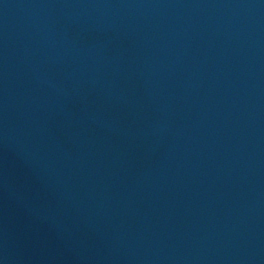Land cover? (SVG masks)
Masks as SVG:
<instances>
[{"label": "water", "instance_id": "95a60500", "mask_svg": "<svg viewBox=\"0 0 264 264\" xmlns=\"http://www.w3.org/2000/svg\"><path fill=\"white\" fill-rule=\"evenodd\" d=\"M0 264H264V0H0Z\"/></svg>", "mask_w": 264, "mask_h": 264}]
</instances>
